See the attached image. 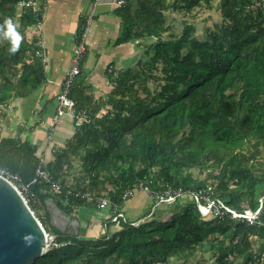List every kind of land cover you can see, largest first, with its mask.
I'll list each match as a JSON object with an SVG mask.
<instances>
[{"label":"trees","instance_id":"16d2710c","mask_svg":"<svg viewBox=\"0 0 264 264\" xmlns=\"http://www.w3.org/2000/svg\"><path fill=\"white\" fill-rule=\"evenodd\" d=\"M23 1L0 0V24L6 18L14 22L18 15V31L23 37L15 55L8 51L9 41L0 37L2 107L15 97L27 96L46 79L40 59L34 56L28 61L30 52L40 44L29 41L26 34L42 19L41 9L35 13L22 6ZM258 1L221 0L224 20L208 29L207 38H201L196 24L186 20L182 30L175 33L166 11L183 9L190 14L204 0H172L171 7L166 0H128L118 9L124 24L118 42L136 37L157 39L137 61L141 68L119 71L106 99L93 102L73 95L79 107H90L95 117L90 124L77 127L66 145L54 151V159L43 164L61 191L54 190L52 182L45 179L30 184L35 200L45 203L53 197L62 211L71 215L75 207L96 206L92 204L95 198L85 193L95 195L93 191L100 183L112 186L109 197L121 205L123 188L135 183H147L154 190L173 188L188 193L207 189L212 184L206 179L197 180L184 170L221 166L218 175L209 173L219 180L212 197L237 212L259 210L258 218L248 222L235 219L229 212L203 216L187 195V200L181 198L171 204L168 219L154 214L133 224L120 218L118 231L99 238L67 234L52 226L59 237L32 264H173L176 256L193 252L204 242L213 240L212 244L221 246L228 238L230 245L221 250L215 264H239L238 258H243L241 264H255L247 242L251 233L264 237V190H259L264 189V178H258L246 163L244 147L247 142H253L254 147L264 144V0ZM17 5L22 9L17 10ZM87 27V16L81 17L77 31L80 39ZM168 30L171 36L165 39L163 33ZM155 69L160 75L151 76ZM17 74L26 91L12 81V75ZM151 77L163 84L154 92L146 87V95H140L137 83ZM239 83L240 95L228 93ZM79 94L85 96L84 89H79ZM2 117L5 115L1 113ZM38 150L39 145L30 138L0 134V166L18 174L24 183L37 175ZM81 150L85 151L82 160L88 182L79 180L73 187L63 178L66 162ZM110 224L107 221L108 227Z\"/></svg>","mask_w":264,"mask_h":264},{"label":"crops","instance_id":"0c3cea01","mask_svg":"<svg viewBox=\"0 0 264 264\" xmlns=\"http://www.w3.org/2000/svg\"><path fill=\"white\" fill-rule=\"evenodd\" d=\"M42 19L27 29L29 41H38L39 49L46 57L45 64L35 55L29 54L28 61L40 59L45 70V82L27 96L15 97L7 106H3L5 117L0 118V134L14 136L17 131L22 140L30 138L39 145L38 155L45 160L54 159V151L61 149L73 137L77 130L71 117H64L53 126V118L57 108V93L62 88V82L70 69L76 46V36L81 17L88 16L94 9V0H40ZM117 0H100L95 10V16L89 21L85 43L87 52L82 63V73L75 85L73 95L78 98L104 99L111 92V72L117 73L128 67H135L141 59L149 43L157 39L154 37H136L126 42H118L124 24L119 14ZM22 8L19 6V10ZM168 23H172L168 20ZM165 31L163 37L166 39ZM36 56V57H34ZM34 61V60H33ZM84 89L85 96L79 94ZM149 200L144 199L145 197ZM148 198V199H149ZM144 192L136 195L121 205L112 201L104 209L99 206L83 205L77 207L73 216L80 223V235L89 238L105 236L107 232L120 229L121 221L116 218L119 208L127 213L129 208L137 221L145 218L155 203V199ZM153 201V202H152ZM124 205V206H123ZM147 208L144 216L137 217V210ZM169 208L154 213L162 219L170 218ZM72 215V214H71ZM70 218L67 219V223ZM107 221L111 224L107 225ZM66 225V224H65ZM67 226V225H66ZM65 226V227H66Z\"/></svg>","mask_w":264,"mask_h":264},{"label":"rangeland","instance_id":"374dc122","mask_svg":"<svg viewBox=\"0 0 264 264\" xmlns=\"http://www.w3.org/2000/svg\"><path fill=\"white\" fill-rule=\"evenodd\" d=\"M171 2H172V0H166V3L169 7H171L170 6ZM260 3H262V2L259 0L258 4H260ZM17 7H16V9L19 10V5H17ZM220 7H221V0H211L209 3L206 0H204V2H202L201 5L195 7L190 14H187V12L184 11L183 9L180 11V10H175L172 8L168 9L166 11V14H167L168 20H171V22H173L175 25V27L173 28L175 33L177 31L182 30L183 20H186L187 22L189 21L191 23L196 24L197 34L201 38H204V37L207 38L208 29L214 28L216 24H221V22L224 20ZM14 23L19 26V16L18 15L15 16ZM178 29H180V30H178ZM167 35L171 36V33H167ZM167 38H168V36H167ZM135 67H136V69L141 68V66L140 65L137 66V64ZM110 74H112V84H111V91H112L114 84H115V82H113L114 77H116L117 74L119 75V71L117 73L111 72ZM154 74L160 75V71H156V69H155L153 71V73L151 74V76H154ZM152 79H153L152 77H151V79L146 78L141 84L137 83V87H139V94L140 95H142V96L146 95V91H145L146 87H149L150 90L152 92H154V90L156 88H158L160 86V84H163L162 80L156 81V80H152ZM3 81H4V79H2L0 77V84ZM12 81L22 91H26V88H24L23 86H21L19 84V75L18 74L14 75V76L12 75ZM241 91H242V84L239 83L235 88L230 89L228 91V93L235 92L236 94L240 95ZM101 99H103V98L101 97ZM104 99H106V98H104ZM5 106H7V105H5ZM103 108L104 107H102V109ZM105 108H106V105H105ZM0 110L2 111V112H0V114L2 113L3 115L6 116V114H4V112H3L4 108L2 106H0ZM244 152L246 153V157H247L246 163L251 167V169L258 176V178H264V144H261L257 147H254L253 142L252 143L247 142L245 147H244ZM84 153H85V151L81 150L79 152V154H74L71 156L70 163H69V161L66 162V168L65 169L67 172L64 173L63 178L67 182L72 183L73 187L76 185L75 184L76 181L85 180L86 183L88 182V175L86 174V170L84 168V163L82 160ZM220 170H221V166L217 167V168L216 167H209V168H203V169L202 168L200 169L198 167H192V168L185 169L183 173L184 174L191 173L193 175V177L197 180H205L206 179L207 183L213 185L211 191L209 192V194L212 195V193L214 191L213 188L216 187L219 180L214 178V177H210L209 173H213L214 175H218ZM82 185H84V184H82ZM110 187H112V186L109 183H106V184L100 183L98 186H96V188L93 191L95 193V195L93 196L95 199L92 202V204H96V206H97L99 204L101 197L106 196V195L109 196L108 192L111 190ZM124 189H125V187L123 188V191H124ZM259 190L263 191L264 189L262 188ZM29 198H30L29 203L33 206V208H34L33 210L35 211L36 215L40 218V220L42 221L44 227L46 228V230L48 232H53V228H52V226L54 225L53 223H56L59 226L64 228L65 224L70 225L69 223L73 222V219H70L71 221H69L67 223L66 217L71 216L72 218L73 217L75 218V216H73V213L75 212L76 207L73 208V211L71 213L72 215H68L64 211L60 212L63 215V218H62L63 220H62L61 217L56 218L55 215L52 214L53 212H51L52 207L50 204H47V202L44 203L43 201H41L39 199L35 200L34 199L35 197L32 195ZM148 198L149 197L146 196L144 199L149 200V202H150V198L149 199ZM191 198H192V200L195 201V199L193 197H191ZM183 200L184 201L187 200V196H184ZM188 201H190V199H188ZM244 206L247 208L249 207V204L247 201L244 202ZM170 207H171V204L161 203L157 207V209H158V211H160L162 209H166V208H170ZM147 210H148L147 208L140 207V209L136 211L137 217H135V218H138V216H140L139 218H141L142 216L145 215L146 212H148ZM144 211H145V213H144ZM151 211H153V209H151L150 212ZM158 211H157V213H159ZM48 212L50 215L47 214ZM125 214L130 219L134 218L133 212L129 208L127 209V213H125ZM146 219H149L148 213H147L144 220H146ZM221 238H222V236H221ZM212 242H213V240L204 242L203 244H200V245L194 247L193 252L188 251L187 254H185V255L176 256L177 261L174 260L175 262L173 264H200V263L201 264H208V263L215 264L217 262V256L219 255L221 250H224L228 245H230V238H228L227 241L225 240V242L221 246H218L216 242H214L212 244ZM53 245H50V247ZM247 245L249 246V253L253 256L254 263L255 264H264V237H260L255 233H251L250 237H249V241L247 242ZM92 254H94V253H92ZM242 262H243V258L237 259V263L241 264ZM87 264H94V263L88 262Z\"/></svg>","mask_w":264,"mask_h":264},{"label":"built area","instance_id":"2783aa9c","mask_svg":"<svg viewBox=\"0 0 264 264\" xmlns=\"http://www.w3.org/2000/svg\"><path fill=\"white\" fill-rule=\"evenodd\" d=\"M100 0H94V9L87 16L88 26L89 21L95 16V10ZM128 0H117V5L122 7L126 5ZM22 6L26 5L35 13H38L41 9V2L39 0H26L20 3ZM88 28V27H87ZM87 31V30H86ZM86 32L83 37L80 39L78 35L76 36V46L74 49V58L73 63L70 69L67 71L66 76L62 82V88L59 93H57V108L53 118V126L60 123L62 119L66 116L71 117L73 122L77 127H81L85 124H90L95 117L93 110L90 107H79L77 100L73 96V90L77 83L79 76L82 73V63L85 59L87 47L85 43ZM36 56H38L42 63L45 64L46 57L43 54L41 49L34 50ZM45 162V158L42 156L40 158V165L37 169V175L33 178L30 183L22 182L20 176L16 173H12L7 168L0 166V175L7 178L11 181L15 187L19 190V192L23 195L26 201L29 203V197L33 193L31 191L30 184H34L40 179H45L47 182H52L54 190L61 191L62 187L58 182H53L50 174L43 168V164ZM213 186L209 185L207 189H198L194 190L190 193L183 189H173L167 188L164 190H154L147 183H135L131 186H126L123 194L122 200L123 203L127 202L131 198H133L136 193L144 192L149 196L154 197L155 203L152 207L153 211L149 212L148 217L151 218L157 210V207L161 203L173 204L177 202L179 199L184 196L190 195L195 199V202L198 205L203 216H217L222 215L225 212H229L235 219L247 220L248 222H254L258 218L259 210L254 212L251 209H246L243 212H237L236 210L226 206L220 199L213 198L212 195L209 194ZM69 193H72V189L68 190ZM85 195L87 197H93L94 194L92 192H86ZM112 203V199L109 196H103L100 198L99 206L101 208H105L107 205ZM30 204V203H29ZM31 206V204H30ZM122 218L124 221L127 220L125 213L121 210V208L117 211V216L115 219ZM133 224H138L139 221H132ZM154 264H163V262L158 261Z\"/></svg>","mask_w":264,"mask_h":264},{"label":"water","instance_id":"95a60500","mask_svg":"<svg viewBox=\"0 0 264 264\" xmlns=\"http://www.w3.org/2000/svg\"><path fill=\"white\" fill-rule=\"evenodd\" d=\"M46 202L56 218H63L62 209L53 197H48ZM68 218L73 219L70 225L63 228L53 223V226L64 233L80 235L78 219ZM58 237V233L46 230L15 185L0 175V264H32Z\"/></svg>","mask_w":264,"mask_h":264},{"label":"clouds","instance_id":"9594fccd","mask_svg":"<svg viewBox=\"0 0 264 264\" xmlns=\"http://www.w3.org/2000/svg\"><path fill=\"white\" fill-rule=\"evenodd\" d=\"M18 27L11 18H6L0 24V37L9 41L11 46L8 51L12 55H15L19 51L23 39L18 31Z\"/></svg>","mask_w":264,"mask_h":264},{"label":"bare ground","instance_id":"6f19581e","mask_svg":"<svg viewBox=\"0 0 264 264\" xmlns=\"http://www.w3.org/2000/svg\"><path fill=\"white\" fill-rule=\"evenodd\" d=\"M62 219V218H61ZM63 220V219H62ZM65 221V220H64Z\"/></svg>","mask_w":264,"mask_h":264}]
</instances>
